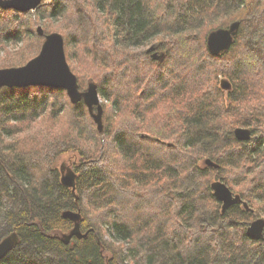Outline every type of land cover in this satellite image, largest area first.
Here are the masks:
<instances>
[{
  "label": "trees",
  "instance_id": "16d2710c",
  "mask_svg": "<svg viewBox=\"0 0 264 264\" xmlns=\"http://www.w3.org/2000/svg\"><path fill=\"white\" fill-rule=\"evenodd\" d=\"M236 21L232 45L211 55L208 34ZM37 26L63 37L80 91L96 84L103 130L62 89L0 88V240L19 236L0 264H264V239L246 235L264 219V0L0 8V69L37 56ZM154 43L161 62L146 53ZM241 53L252 56L248 71L235 60ZM236 128L251 138L236 140ZM65 155L75 194L59 181ZM218 180L253 212L233 205L222 213L210 188ZM66 210L79 212L86 233L68 244Z\"/></svg>",
  "mask_w": 264,
  "mask_h": 264
},
{
  "label": "water",
  "instance_id": "95a60500",
  "mask_svg": "<svg viewBox=\"0 0 264 264\" xmlns=\"http://www.w3.org/2000/svg\"><path fill=\"white\" fill-rule=\"evenodd\" d=\"M42 0H0V8L3 10H14L20 13L34 12ZM238 22H233L228 28H220L212 31L206 38V47L210 54L218 56L228 50L233 43V38L237 34ZM36 34L43 38V42L37 56L20 67L0 69V88H26L30 86H41L53 89H62L66 92L70 102L77 104L82 101L87 107L90 117L97 126L99 133L103 130L101 98L94 83H89L86 90L80 91L76 76L71 72L66 61L63 37L58 33L45 34L41 26L35 29ZM157 45L150 46L146 53H151L152 59L161 62L163 54L155 52ZM220 87L229 90L231 84L226 80H221ZM238 141H248L251 132L247 128H236L233 132ZM142 138L149 137L142 134ZM204 164L217 169L218 165L210 159H206ZM60 184L70 189L75 194V172L64 165L59 167ZM212 195L221 204V212L224 213L231 206L241 204L246 211L249 207L242 201L239 195H234L232 191L221 181H215L210 185ZM75 200L77 197L75 196ZM62 218L73 222V228L69 234L64 235L63 242L68 244L75 237L84 238L79 230L81 216L78 211L66 210L62 213ZM264 219L253 220L246 228L248 238L259 241L263 240ZM19 242L16 232H11L0 240V260L3 259Z\"/></svg>",
  "mask_w": 264,
  "mask_h": 264
},
{
  "label": "rangeland",
  "instance_id": "374dc122",
  "mask_svg": "<svg viewBox=\"0 0 264 264\" xmlns=\"http://www.w3.org/2000/svg\"><path fill=\"white\" fill-rule=\"evenodd\" d=\"M61 22V16L58 17V19L55 20V22H53V24L55 25H59ZM10 47H14V46H10ZM15 48V47H14ZM193 47L192 46H188L187 51H190ZM185 52L182 51H177V54H180L181 56L184 55ZM4 55V53L2 51H0V56L2 57ZM252 56L247 55L246 53H241L239 55H237L235 57V60H240L241 63V69H243L244 71H248L249 69L253 68V61H251ZM138 77H146V75L141 71ZM27 88V87H26ZM68 156L65 155L63 156L58 162H57V171L60 177V173H59V167L61 165H64L66 168H70L72 169L67 163H68ZM140 198H138L136 195H134V200H139Z\"/></svg>",
  "mask_w": 264,
  "mask_h": 264
}]
</instances>
